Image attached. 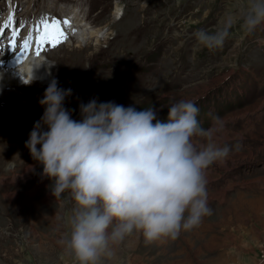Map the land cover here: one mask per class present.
<instances>
[{
    "label": "rangeland",
    "instance_id": "1",
    "mask_svg": "<svg viewBox=\"0 0 264 264\" xmlns=\"http://www.w3.org/2000/svg\"><path fill=\"white\" fill-rule=\"evenodd\" d=\"M18 1L24 3L20 16L32 17L51 16L64 8L63 1L73 0ZM88 2L90 32L99 33L80 36L81 50L78 41L46 45L58 87L72 90L65 102L72 118L80 120L81 103L97 99L138 111L153 105L166 121L172 103L191 100L203 128L219 118L222 130L215 140L231 149L224 163L208 169L213 214L201 227L151 245L142 236L130 237L104 264H264V25L249 34L237 20L223 48L209 51L194 33L214 31L247 0ZM72 11L79 12L61 13ZM22 17L10 20L0 45ZM26 26L27 19L22 32ZM16 32L18 43L32 35ZM46 88L36 83L28 92L43 97ZM35 112L29 120L11 106L0 107V264H76L61 243L70 232L75 201L61 203L53 196L52 181L25 146L44 108L39 105ZM196 140L198 147L207 143Z\"/></svg>",
    "mask_w": 264,
    "mask_h": 264
},
{
    "label": "clouds",
    "instance_id": "2",
    "mask_svg": "<svg viewBox=\"0 0 264 264\" xmlns=\"http://www.w3.org/2000/svg\"><path fill=\"white\" fill-rule=\"evenodd\" d=\"M237 20L254 33L264 25V0H247L214 31L197 30V44L209 51L223 48ZM36 63L25 65L34 68L26 84L36 79ZM71 95L57 81L49 84L39 100L43 115L25 146L52 181L53 196L61 203L75 201L70 232L61 243L76 264H104L133 236L148 245L175 241L213 214L207 172L231 152L215 140L222 130L218 117L205 129L191 100L172 103L165 121L153 105L138 111L92 99L80 104L81 118L74 120L65 107ZM196 138L207 143L198 147Z\"/></svg>",
    "mask_w": 264,
    "mask_h": 264
},
{
    "label": "bare ground",
    "instance_id": "3",
    "mask_svg": "<svg viewBox=\"0 0 264 264\" xmlns=\"http://www.w3.org/2000/svg\"><path fill=\"white\" fill-rule=\"evenodd\" d=\"M62 13L66 16L68 14V13H64V12H62ZM83 20H84V16H82V14H79V12H77V11H72V12H70V16L68 17V21H70V26H68V25L63 26L64 31H66V29H68L67 32L70 35H73V33L75 31H76L75 34L78 35V33H79V36L77 37V39L74 40L75 42H77L78 40H82L83 38L80 36H83V34L85 36L92 30V27L88 21H87V27H83V26L80 27L81 24L83 23L81 21H83ZM98 33H99V31H92L89 33V36L92 38L93 36L97 35ZM11 38H12V34H10L3 41L4 46L2 45L0 47V50L2 47H5V49H7L8 53L11 52L10 48H8V46L10 47ZM21 40H19V42L22 43V46L19 48L18 53H16L17 58H18L17 62H13L10 59H3V58L0 59V74H2V77H3L2 79H0V107H8L9 108L11 106L14 109H16L19 113L26 116L27 119H29V120L33 119L34 120V118H35L34 116H37V114L35 112L36 108L40 105L39 100L42 97L41 96L38 97V95L33 96V95L29 94L28 88L31 87L33 84H36V83L41 85L42 88L48 87L49 84H51L54 81L56 75H55V71H54V68L51 65V63L47 62V61H49V60H47V59H49L47 56L49 48L47 49V46H44L43 52L40 53L39 56H37L35 54H32V53H35L34 52V49L36 48V46H34L35 42L31 41V45H33V46H31L32 50L30 53V52H25L23 49L24 42L26 40H29V38H26L24 40L21 39ZM74 41H72V42H74ZM71 43H69V44L71 45ZM37 44H38V42H37ZM78 47L81 50V49H83L84 44H82L80 41H78ZM22 53H23V55H22ZM32 59H35L37 61V63L34 66L37 69L35 71L36 79L31 84H26L33 78L34 68L32 66L25 67V65H27L28 62ZM20 61H22V62H20ZM12 63H16V67H14V66L3 67L6 64L10 65ZM42 64H45V65H43L41 67ZM23 80H24V82H23ZM0 137H1V135H0ZM0 150H1V148H0Z\"/></svg>",
    "mask_w": 264,
    "mask_h": 264
},
{
    "label": "snow or ice",
    "instance_id": "4",
    "mask_svg": "<svg viewBox=\"0 0 264 264\" xmlns=\"http://www.w3.org/2000/svg\"><path fill=\"white\" fill-rule=\"evenodd\" d=\"M64 25L70 26V21L66 19L62 22L59 19H52V20L42 19L40 23L35 26L36 31L41 33L36 38L38 41V50L36 52L37 56H39L41 51L44 50V46L51 45V47L55 48L60 43L67 40V35L63 27ZM7 28H8V24H5L4 29ZM4 35L5 32L3 30H0V37H3ZM18 35L19 33L13 30L12 38L10 42V50L14 53L18 51V42H17ZM31 39L32 38L30 37L29 40H26L23 44V49L25 52L31 51Z\"/></svg>",
    "mask_w": 264,
    "mask_h": 264
}]
</instances>
